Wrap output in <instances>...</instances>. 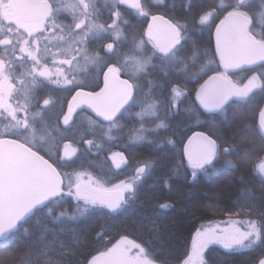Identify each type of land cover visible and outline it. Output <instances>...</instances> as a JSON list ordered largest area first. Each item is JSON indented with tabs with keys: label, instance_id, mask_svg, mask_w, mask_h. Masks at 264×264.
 Returning <instances> with one entry per match:
<instances>
[{
	"label": "snow or ice",
	"instance_id": "1",
	"mask_svg": "<svg viewBox=\"0 0 264 264\" xmlns=\"http://www.w3.org/2000/svg\"><path fill=\"white\" fill-rule=\"evenodd\" d=\"M132 16L147 27L137 29ZM0 49V250L11 251L16 264H210L216 246L227 257L240 255V264H264V0H189L181 16L154 9L149 0H0ZM241 72L250 73L246 82L234 81ZM56 91L71 99L53 123ZM193 94L184 109L190 119H224L214 133L193 132L179 161L165 152L177 147V127L159 142L149 141L154 151L134 165L125 152L145 137L129 133L125 151L112 154L119 158L117 169H133L118 184L109 186L84 170H63L65 157L77 150L65 144L71 152L61 156L53 135L61 122L71 128L90 109L81 139L102 149L105 137L109 143L115 138L113 129L123 131L126 117L138 120L141 130L145 116L168 129L163 121ZM239 100L256 106L258 124L223 127L229 105ZM242 155L255 159H235ZM242 163L250 172L240 177L237 210L224 213L227 221L193 222L188 236L169 233L177 246L169 260H157L152 240L137 242L127 234L108 239L103 250L90 246L94 219L121 215L139 198L150 170L165 169L163 185L171 190L173 175L182 172L195 184L218 168L239 171ZM174 203L156 199L149 205L159 218L152 221L154 234L166 227L165 213ZM209 211L217 210L209 205ZM67 222L81 227L65 228ZM101 229L97 241L109 235Z\"/></svg>",
	"mask_w": 264,
	"mask_h": 264
},
{
	"label": "trees",
	"instance_id": "2",
	"mask_svg": "<svg viewBox=\"0 0 264 264\" xmlns=\"http://www.w3.org/2000/svg\"><path fill=\"white\" fill-rule=\"evenodd\" d=\"M104 0H100L103 3ZM189 0H163L162 5L155 4L154 0H149L154 9H162L170 14L181 16L184 14V6ZM208 2V0H206ZM126 14L131 15L130 9H125ZM107 14L105 13V16ZM131 23L135 25L137 29L146 28V23H137V20L132 16ZM202 39L206 42L209 39L208 33L203 34ZM130 42H125L124 47L127 49L130 47ZM149 50L151 45H148ZM214 49V48H213ZM250 73H236L233 75L234 81L246 82V77ZM154 80H159L160 76L155 75L152 77ZM146 83V81H145ZM188 89H192L193 85L188 84ZM159 94L158 92L156 93ZM53 98L56 100L55 105L49 112V118L55 123L56 115L59 113L61 106L64 110H67V100L71 99V96L67 92H53ZM184 103L179 105V111H174L167 120L163 122L170 125L168 129L156 128V124L160 121H155L151 116H145L143 130H141V124L139 121L129 120L127 117L121 121V124H126L123 131L113 129L112 135L115 137L110 143L105 137V146L102 149L95 147L89 148V145L84 144L81 139L82 130L88 128L87 112H81L76 117V124L71 128H67L61 122V131L53 132L56 137V142L60 148V154L63 156L64 145H71V148H75L77 151L65 159L68 161V166L63 170H84L91 172L95 177L99 178L102 182L108 185L125 179L131 175L133 169L126 168L121 165L120 169H117L113 161V153L125 151V143L129 133L138 132L143 135L145 139L138 140L134 150L125 152L127 156L133 161L141 159L147 156L150 152L154 151L153 145L149 141L159 142L162 138H165L170 134L172 130H177V135L174 138L177 142L176 148L169 147L165 150L166 154L171 153L179 161L182 155L183 144L187 138L192 135L193 132H205L214 133L217 125L220 124V119L217 121H211L205 116H201L197 121L195 118H189V114L184 111L189 104L194 101V94L191 97H182ZM198 107V106H197ZM138 107L133 108V112H138ZM79 112V109H77ZM203 112V110H201ZM258 110L255 105L246 104L243 100L233 102L227 109L226 121L227 123L222 125L227 128L228 124L235 122L236 124L251 125L253 122L257 123ZM3 117H0L2 120ZM39 119V118H37ZM99 136V133H96ZM87 139H93L92 134L86 135ZM243 139V138H242ZM259 145L257 144V148ZM243 148V145H241ZM235 159H242L244 161H252L255 159L254 155L236 157ZM186 164V161H185ZM83 165V169H81ZM151 175H148L144 180L143 188L141 189L140 196L137 200L131 202L126 210L121 214L113 218H105L103 216H97L89 226V244L92 248H103V245L107 243L108 239H112L115 242L119 239L120 235L127 234L129 239H136L137 242L141 240H152V247L156 252L158 261H167L170 256L175 253L177 246L174 241L169 238V233H173L179 236H188L189 230L192 228L194 222L197 226L200 224H207L210 221L220 222L227 221L228 216L224 213L226 211H236L238 205L237 200H241V189L243 187L240 177L242 175H248L250 172L247 164H241L240 170L235 171L227 166L218 168V170L207 177H201L195 184L186 181L183 178L181 172L180 175L171 176V190L167 189L163 185V176L165 169L156 167L154 170H150ZM257 194H259V183L255 184ZM156 199L160 202L165 200L169 202H175L174 207L167 210L166 215V227L161 226L159 234H154L152 221L159 223V218L153 214L152 208L149 205ZM213 206L216 208V214L212 212H205V207ZM207 217V218H204ZM239 219V217H235ZM101 225H104L108 229L109 235L102 240H96V233L102 231ZM65 228H79L81 225L77 222H67L64 225ZM154 235H158V238L153 239ZM181 250L183 245L178 246ZM217 250L210 253L208 259L210 264H240L242 257L240 255L227 257L224 254L223 249L218 246ZM67 259L71 261L73 257L68 256ZM17 257L9 250H0V264H16Z\"/></svg>",
	"mask_w": 264,
	"mask_h": 264
},
{
	"label": "rangeland",
	"instance_id": "3",
	"mask_svg": "<svg viewBox=\"0 0 264 264\" xmlns=\"http://www.w3.org/2000/svg\"><path fill=\"white\" fill-rule=\"evenodd\" d=\"M65 151H68V152H71V148H69V149H63V154H64V152ZM114 159L116 160V162H119V158L118 157H116V158H114L113 157V161H114ZM115 164V163H114ZM122 180V179H121ZM120 181H117V182H115V183H112V184H110L109 186H111V185H113V184H118ZM223 226V225H222ZM110 246V245H109ZM101 250H103V248L101 249Z\"/></svg>",
	"mask_w": 264,
	"mask_h": 264
},
{
	"label": "water",
	"instance_id": "4",
	"mask_svg": "<svg viewBox=\"0 0 264 264\" xmlns=\"http://www.w3.org/2000/svg\"><path fill=\"white\" fill-rule=\"evenodd\" d=\"M213 48H214V40H213ZM197 106L199 107V105H198V102H197ZM201 110H203V109H201ZM85 112H87L88 114L91 112V110L90 109H88V110H86ZM94 115V114H93ZM258 122H259V113H258V117H257V124H258ZM191 136V135H190ZM187 142V140L185 141V143Z\"/></svg>",
	"mask_w": 264,
	"mask_h": 264
},
{
	"label": "flooded vegetation",
	"instance_id": "5",
	"mask_svg": "<svg viewBox=\"0 0 264 264\" xmlns=\"http://www.w3.org/2000/svg\"><path fill=\"white\" fill-rule=\"evenodd\" d=\"M0 54H3L2 49H0ZM64 155V154H63Z\"/></svg>",
	"mask_w": 264,
	"mask_h": 264
}]
</instances>
